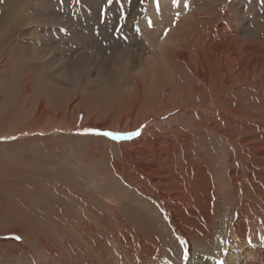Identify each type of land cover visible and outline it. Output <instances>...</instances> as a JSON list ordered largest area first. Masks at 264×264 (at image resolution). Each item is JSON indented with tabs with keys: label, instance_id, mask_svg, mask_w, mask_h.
I'll return each mask as SVG.
<instances>
[{
	"label": "rangeland",
	"instance_id": "obj_1",
	"mask_svg": "<svg viewBox=\"0 0 264 264\" xmlns=\"http://www.w3.org/2000/svg\"><path fill=\"white\" fill-rule=\"evenodd\" d=\"M9 1L0 0V264H264V72L207 86L198 67L178 64L175 45L202 30L239 45L229 33L264 59V0H131L126 18L119 0L106 17L105 0ZM246 53L223 62L236 70ZM88 128L141 134L113 140Z\"/></svg>",
	"mask_w": 264,
	"mask_h": 264
},
{
	"label": "bare ground",
	"instance_id": "obj_2",
	"mask_svg": "<svg viewBox=\"0 0 264 264\" xmlns=\"http://www.w3.org/2000/svg\"><path fill=\"white\" fill-rule=\"evenodd\" d=\"M146 1V0H145ZM150 1V0H149ZM155 1V0H154ZM153 0H152V2H154ZM165 1V0H164ZM217 1V0H216ZM238 1V0H237ZM9 2H11V0L9 1ZM30 2V1H29ZM34 2V1H33ZM147 2V1H146ZM162 2V1H161ZM181 2V1H180ZM21 4H22V2H20ZM20 3H18V4H20ZM24 3V2H23ZM151 3V2H150ZM182 3H183V1H182ZM212 3V2H211ZM218 3H220V2H218ZM2 4V3H1ZM4 5H6L5 3H3ZM2 4V5H3ZM11 4V3H10ZM130 4V3H129ZM162 4V3H161ZM161 4H159V5H161ZM164 4V3H163ZM213 4V3H212ZM215 5H216V3H214ZM1 5V6H2ZM3 5V6H4ZM210 5V4H209ZM214 5V6H215ZM218 5V4H217ZM9 7H10V5H8ZM19 6V5H18ZM28 6V5H27ZM34 6V5H33ZM44 6V5H43ZM127 6V5H126ZM155 6H156V4H155ZM162 6V5H161ZM160 6V7H161ZM169 6V4H167V7ZM261 6V5H260ZM5 7V6H4ZM20 7H22V6H20ZM20 7H18V8H20ZM24 7H25V5H24ZM35 7V6H34ZM41 7V6H40ZM6 8V7H5ZM31 8H33L32 6H31ZM57 8V7H56ZM62 8V7H61ZM128 8V7H127ZM126 8V9H127ZM163 8V7H162ZM165 8H166V5H165ZM165 8H163V9H165ZM26 9V8H25ZM24 9V10H25ZM34 9H36V8H34ZM142 9V8H141ZM174 9V8H173ZM204 9V8H203ZM216 9V8H215ZM1 10V9H0ZM23 10V11H24ZM28 10V9H27ZM204 10H207V9H204ZM213 10V9H212ZM5 13H4V15H6V16H10V15H12L11 13L13 12L12 10H7V11H5V9L3 10ZM123 11V10H122ZM125 11V10H124ZM201 11H203V10H201ZM1 12H2V10H1ZM150 12V11H149ZM205 12V11H204ZM207 12V11H206ZM14 13V12H13ZM26 13V12H25ZM24 13V14H25ZM29 13V12H28ZM31 13V12H30ZM124 13H126V12H124ZM212 13V12H211ZM214 13H216V11L214 12ZM22 14V13H21ZM35 14V13H34ZM185 14V13H184ZM189 14V13H188ZM187 14V15H188ZM191 14H192V12H191ZM191 14H189V15H191ZM193 14H195V12L193 13ZM197 14V13H196ZM210 14V13H209ZM30 15V14H29ZM32 15H33V13H32ZM139 15V14H138ZM137 15V16H138ZM206 15V14H205ZM213 15V14H212ZM216 15H217V13H216ZM35 16V15H34ZM136 16V17H137ZM186 16V15H185ZM192 16V15H191ZM2 17V16H1ZM38 17L39 16H37V19H38ZM188 17V16H187ZM200 17V16H199ZM208 17L209 16H205L204 17V19L205 20H207L208 19ZM29 18V17H28ZM31 18V17H30ZM33 18H35V17H33ZM191 18H193V17H191ZM213 18V17H212ZM36 19V18H35ZM36 19V20H37ZM40 19V18H39ZM42 19H43V17H42ZM135 19V18H134ZM145 19V18H144ZM148 19V18H147ZM190 19V18H189ZM188 18L185 20L186 22H188V21H190L191 20V22H192V19H190L189 20ZM195 19V18H194ZM194 19H193V21H194ZM211 19V18H210ZM214 19V18H213ZM19 20V19H18ZM26 20V19H25ZM149 20V19H148ZM151 20V19H150ZM152 20H153V18H152ZM151 20V21H152ZM195 20H197V18L195 19ZM202 20V19H201ZM4 21V20H3ZM2 21V22H3ZM12 21H14V20H12ZM23 21H24V19H23ZM28 21V20H27ZM34 21V20H33ZM32 21V22H33ZM39 21H41L42 22V20H39ZM55 21V20H54ZM133 21V20H132ZM145 21V20H144ZM143 21V23H145ZM210 21V20H209ZM18 22H20V21H18ZM44 22V21H43ZM124 22V21H123ZM125 22H126V20H125ZM124 22V23H125ZM128 22H129V19H128ZM190 22V23H191ZM39 23V22H38ZM182 23V22H181ZM189 23V24H190ZM220 23V22H219ZM16 24V23H15ZM22 24H23V22H22ZM41 24V23H40ZM130 24V23H129ZM183 24V23H182ZM192 24V23H191ZM190 24V25H191ZM197 23H195V25H196ZM3 25H5V24H3ZM144 25V24H143ZM142 25V26H143ZM146 25V24H145ZM177 25V24H176ZM180 25V24H179ZM185 25V24H184ZM184 25H182V26H184ZM7 26V25H6ZM9 26H10V24H9ZM9 26H7V27H9ZM24 26H26V25H24ZM140 26H141V24H140ZM187 26V25H186ZM202 26H203V24H202ZM4 27V26H3ZM126 27H128V26H126ZM125 27V28H126ZM144 27V26H143ZM142 27V28H143ZM170 27V26H169ZM175 27V26H174ZM178 27V26H177ZM176 27V28H177ZM180 27V26H179ZM193 28H194V26H192ZM15 28H17V26L15 27ZM25 28V27H24ZM139 28V27H138ZM172 27H170V28H168V29H171ZM181 28V27H180ZM184 28V27H183ZM196 28V27H195ZM202 28V27H201ZM221 28H223L222 26H221ZM8 29V28H7ZM178 29V28H177ZM182 29V28H181ZM187 29H189V28H187ZM260 29V28H259ZM5 30V29H4ZM27 30V29H26ZM127 30V29H126ZM143 30V29H142ZM191 29H189V31H190ZM261 30V29H260ZM11 31V30H10ZM16 31H18V30H16ZM15 31V32H16ZM24 31V30H23ZM128 31H129V29H128ZM141 31V30H140ZM181 31H183V29L181 30ZM188 31V30H187ZM186 31V32H187ZM208 31V30H207ZM134 32V31H133ZM146 32V31H145ZM191 32V31H190ZM189 32V33H190ZM193 32V31H192ZM198 32V31H197ZM197 32L196 33H194L193 32V34H185V32H184V37H183V41H184V43H183V41H181L183 44H176L175 43V45L178 47L177 48V53H178V55H177V58H178V60H179V63L178 64H184V65H188L189 64V66L191 65V66H195V70H196V68L198 67L199 68V70L197 71V73H198V76L197 77H199V76H201L200 78L201 79H203V81L206 83V85L207 86H210V84H207L211 79H214V83H216L217 82V80H218V78L220 77V74L221 75H226V74H228V75H226V76H228L229 78H231V74H233L236 78H241V79H239V80H242V77H252V76H260V74L262 75L263 74V72H264V59H263V57H260V56H262V55H260V56H255V57H253L252 56V54L251 53H253V51L252 52H248V49H249V44L246 46V48L244 47L245 45L243 44V42H244V38H242L243 39V42L242 41H240L239 39L237 40L236 39V37H234V38H232L231 36H229V33L227 34V36H228V39L227 40H229V41H238V43H239V45H233L234 47H229L228 46V44L226 43V44H219V42H216L215 41V39H219L218 37L219 36H216V38H213V39H209V37L208 38H205L203 35H204V32H205V30H202L201 31V33H202V35H201V33H198L197 34ZM219 32V31H218ZM218 32H217V34H218ZM9 33V32H8ZM7 33V34H8ZM20 33V32H19ZM24 33H25V31H24ZM140 33V32H139ZM143 33V32H142ZM174 33V32H173ZM183 33V32H182ZM209 33V32H208ZM10 34V33H9ZM13 34V33H12ZM15 34V33H14ZM31 34H33V33H31ZM39 34V33H38ZM42 33H40L39 35H41ZM138 34V33H137ZM168 34V33H167ZM181 34V33H180ZM256 34V33H255ZM5 35V34H4ZM145 35V34H144ZM148 35V34H147ZM149 35L151 36V34L149 33ZM5 36H7V35H5ZM4 36V37H5ZM23 36V35H22ZM45 36V35H44ZM43 36V37H44ZM136 36H138V35H136ZM142 36V35H141ZM198 36H200V37H198ZM208 36V35H207ZM3 37V38H4ZM26 37V36H25ZM28 37V36H27ZM34 37V36H33ZM51 37V36H50ZM126 37V36H125ZM168 37V36H167ZM7 39L9 38V37H6ZM17 38H19V37H17ZM41 38H42V36H41ZM129 38V37H128ZM141 38V37H140ZM143 38V37H142ZM149 38H151V37H149ZM163 38V37H162ZM170 38H171V36H170ZM247 38H249V36L247 37ZM132 39V38H131ZM139 39V38H138ZM164 39H165V43H167V42H169L170 43V41H172V39H170V40H168L167 38H166V36L164 37ZM221 39V38H220ZM241 39V40H242ZM251 39V38H250ZM15 40V39H14ZM20 40V39H19ZM27 40V39H26ZM41 40H43V39H41ZM46 40H47V38H46ZM45 40V41H46ZM60 40V39H59ZM133 40V39H132ZM141 40V39H140ZM163 40V39H162ZM248 40V39H247ZM8 41H9V39H8ZM31 41V40H30ZM34 41V40H33ZM44 41V40H43ZM49 41V40H48ZM143 41H144V39H143ZM174 41V40H173ZM188 42L187 44H189L190 42H192V41H195V47H192V46H189V47H192V48H188L187 46H186V43L185 42ZM5 42V41H4ZM24 42H26V41H24ZM27 42H29V41H27ZM26 42V43H27ZM127 42H128V40H127ZM147 42V41H146ZM159 42V41H158ZM175 42H176V40H175ZM180 42V43H181ZM214 42V43H213ZM245 42H248V41H245ZM6 43H8V42H6ZM31 45H32V42H29ZM38 43V42H37ZM163 43V42H162ZM223 43H225V42H223ZM21 44V43H20ZM28 44V43H27ZM125 44H126V42H125ZM156 44V43H155ZM154 44V45H155ZM157 44H160V43H157ZM194 44V43H193ZM12 45V44H11ZM10 45V46H11ZM17 45H19V43L17 44ZM148 45V44H147ZM161 45V44H160ZM163 45V44H162ZM172 45H174V44H172ZM174 45V46H175ZM190 45H192V44H190ZM250 45H251V43H250ZM24 46V45H23ZM35 46V45H34ZM36 46H38V45H36ZM5 47V46H4ZM7 47H8V45H7ZM16 47V46H15ZM25 47V46H24ZM126 47V46H125ZM147 48H148V46H146ZM159 47V46H158ZM150 48V47H149ZM153 48V47H152ZM152 48H151V50H152ZM160 48V47H159ZM167 48V47H166ZM194 48V49H193ZM19 49H20V47H19ZM18 49V50H19ZM33 49V48H32ZM145 49V48H144ZM22 50H23V48H22ZM54 50V49H53ZM142 50V49H141ZM153 50H154V48H153ZM167 50V49H166ZM24 51V50H23ZM146 51V50H145ZM163 51H165V49L163 50ZM162 51V52H163ZM264 51V50H263ZM262 51V52H263ZM18 52V51H17ZM53 52V51H52ZM155 52H156V50H155ZM154 52V53H155ZM247 52V53H246ZM13 53V52H12ZM42 53V52H41ZM128 53V52H127ZM148 53V52H147ZM188 53V54H187ZM191 53H195L194 54V57L196 56V62H192V60H190V58L188 57V55H190ZM244 53H246V54H249V57L247 58V59H243V60H241V64L239 65V67L238 68H236V70H233V67L231 66V69H230V67L228 68V66H226L225 64H224V62H223V60H224V58H226V61H227V59L230 61V60H234V61H238V57H240L241 56V54H244ZM22 54V53H21ZM26 54V53H25ZM36 54H38V53H36ZM76 54V53H75ZM152 54V53H151ZM156 54H157V52H156ZM28 55V54H27ZM123 55V54H122ZM129 55V54H128ZM149 55H150V53H149ZM4 56V55H3ZM2 56V57H3ZM18 56V55H17ZM130 56V55H129ZM165 56V55H164ZM225 56V57H224ZM224 57V58H223ZM17 58V57H16ZM26 59H29V58H27V56L25 57ZM39 58V57H38ZM38 58H36V59H38ZM51 58V57H50ZM11 59V58H10ZM13 60L15 59V58H12ZM23 59V58H22ZM35 59V58H34ZM44 59V58H43ZM134 59V58H133ZM142 59V58H141ZM4 60V59H3ZM2 60V61H3ZM19 60V59H18ZM17 60V61H18ZM33 60V59H32ZM39 60V59H38ZM46 60V59H45ZM53 60V59H52ZM194 60V61H195ZM240 60V59H239ZM1 61V62H2ZM20 61H21V58H20ZM72 61V60H71ZM74 61V60H73ZM141 61V60H140ZM145 61V60H144ZM144 61H143V63H144ZM10 62V61H9ZM14 62H16V59H15V61ZM13 62V63H14ZM46 62V61H45ZM51 62V61H50ZM121 62V61H120ZM228 62V61H227ZM3 63V62H2ZM19 62H17L16 64H18ZM52 63V62H51ZM50 63V64H51ZM152 63V62H151ZM196 63V64H195ZM199 63V65L198 66H196L197 64ZM75 64V63H74ZM137 64V63H136ZM171 64V63H170ZM173 64V63H172ZM203 64H205L204 66L206 67H209V68H211V70H209L207 67V69H208V71H204V69H203ZM232 64H233V62H232ZM236 64V63H235ZM234 64V65H235ZM46 65V64H45ZM66 65H68V64H66ZM70 65V64H69ZM77 65V64H76ZM119 65V64H118ZM121 65V64H120ZM175 65V64H174ZM5 66V65H4ZM10 66H12L11 64H10ZM78 66V65H77ZM77 66H75V67H77ZM144 66V65H143ZM180 66V65H179ZM230 66V65H229ZM32 67V66H31ZM61 67V66H60ZM73 67V66H72ZM124 67V66H123ZM122 67V68H123ZM1 68V67H0ZM63 68V67H62ZM74 68V67H73ZM146 68V67H145ZM35 69V68H34ZM79 69H81V68H79ZM117 69V68H116ZM126 68H124V70H125ZM128 69V68H127ZM193 69V68H192ZM227 69H229V70H231V72L229 71V70H227ZM5 70V69H4ZM29 70V69H28ZM38 71V69H35V71ZM40 70V69H39ZM58 70V69H57ZM121 70V69H120ZM129 70V69H128ZM161 70V69H160ZM68 71V70H67ZM78 71V70H77ZM114 71V70H113ZM127 71V70H126ZM2 72V71H1ZM10 72V71H9ZM44 72H45V70H44ZM64 72H66V70L64 71ZM71 72V71H70ZM70 72H69V74H70ZM102 72V71H101ZM162 72V71H161ZM34 73V72H33ZM32 73V74H33ZM67 73V72H66ZM72 73V75H73V72H71ZM127 73V72H126ZM180 73V72H179ZM191 73V72H190ZM210 73V74H209ZM230 73V74H229ZM165 74V73H164ZM24 75V74H23ZM26 75V74H25ZM27 75H29V74H27ZM82 75V74H81ZM80 75V76H81ZM30 76V75H29ZM34 76V75H33ZM41 76V75H40ZM156 76H159V75H157L156 74ZM179 76V75H178ZM10 77V76H9ZM21 77V76H20ZM27 77V76H26ZM38 77V76H37ZM42 77V76H41ZM40 77V78H41ZM75 77H76V74H75ZM77 77H79V75L77 76ZM160 77V76H159ZM234 77V78H235ZM18 78V77H17ZM22 78H23V76H22ZM69 78V77H68ZM81 78V77H80ZM79 78V79H80ZM223 78V77H222ZM47 79V78H46ZM73 79V78H72ZM75 79V78H74ZM101 79V78H100ZM199 79V78H198ZM245 79V78H244ZM248 79V78H247ZM20 80H21V78H20ZM30 80H33V79H30ZM67 80V79H66ZM69 80V79H68ZM78 80V79H77ZM231 80V79H230ZM251 80V79H250ZM44 81V80H43ZM43 81H42V83H43ZM201 81V80H200ZM243 81V80H242ZM248 81V80H247ZM30 82V81H29ZM48 82V81H47ZM46 82V83H47ZM60 82V81H59ZM71 82H73V81H71ZM77 82V81H76ZM100 82V81H99ZM229 83H231V82H233V80H231V81H228ZM235 82V81H234ZM81 83V82H80ZM84 82H82V84H83ZM94 83V82H93ZM117 83V82H116ZM228 83V84H229ZM31 84V83H30ZM87 84V83H86ZM90 84H92V83H90ZM89 83H88V85H90ZM211 84H212V81H211ZM238 84V83H237ZM84 85V84H83ZM231 85L232 84H230L229 86L231 87ZM236 85V84H235ZM228 86V87H229ZM26 87V86H25ZM29 87V86H28ZM84 87V86H83ZM120 87V86H119ZM199 87V86H198ZM228 87H226V88H228ZM233 88H234V86H232ZM236 87V86H235ZM122 88V87H121ZM141 88H142V86H141ZM106 89V88H105ZM109 89H110V87H109ZM119 89V88H118ZM217 89V88H216ZM235 89V88H234ZM122 90V89H121ZM138 90V89H137ZM135 91V90H134ZM18 92V91H17ZM107 92H109L108 91V89H107ZM1 93V92H0ZM22 93V92H21ZM231 94V93H230ZM113 95V94H112ZM217 96V95H216ZM231 97V96H230ZM15 101V100H14ZM129 103V102H128ZM127 103V104H128ZM133 103H135V102H133ZM125 104V103H124ZM121 105V104H120ZM138 107H141V105L140 106H138ZM136 109V108H135ZM138 109V108H137ZM15 111V110H14ZM2 115V114H1ZM26 115V114H25ZM149 115V114H148ZM9 116V115H8ZM62 116V115H61ZM125 116V115H124ZM133 116V115H132ZM59 117V116H58ZM38 119V118H37ZM40 119V118H39ZM47 119H48V117H47ZM50 119H51V117H50ZM53 119V118H52ZM138 120V119H137ZM140 120V119H139ZM40 121V120H39ZM54 121V120H53ZM43 122V121H42ZM46 122V121H45ZM48 122V121H47ZM120 122V121H119ZM127 122V121H126ZM5 123V122H4ZM33 123V122H32ZM123 123H125V122H123ZM133 123V122H132ZM140 123V122H139ZM11 124H13V123H11ZM38 124V123H37ZM126 125V124H125ZM124 125V126H125ZM138 125V124H137ZM126 126H128V125H126ZM33 127V126H32ZM38 127V126H37ZM129 127V126H128ZM134 127V126H133ZM137 127V126H136ZM30 128V127H29ZM60 128V127H59ZM5 129H6V127H5ZM118 129V128H117ZM122 129V128H121ZM124 130H127V129H122V131H124ZM8 131V130H7ZM29 133V132H28ZM134 141V140H133ZM142 141V140H141ZM144 141V140H143ZM181 141V140H180ZM135 142V141H134ZM136 142H138V141H136ZM116 143V142H115ZM123 143V142H122ZM132 143V142H131ZM130 144V143H129ZM10 145V144H9ZM5 159V158H4ZM3 159V160H4ZM2 160V159H1ZM153 163V162H152ZM166 163V162H165ZM148 164V163H147ZM158 165V164H157ZM144 167V166H143ZM3 174V173H2ZM211 175V174H210ZM170 178V177H169ZM2 179V178H1ZM233 179V178H232ZM166 181V180H165ZM174 181V180H173ZM154 183V182H153ZM158 185V184H157ZM178 186V185H177ZM185 186V185H184ZM161 189V188H160ZM165 189V188H164ZM163 190V189H162ZM157 191V190H156ZM8 196V195H7ZM164 196V195H163ZM167 197V196H166ZM185 197V196H184ZM4 199V198H3ZM1 200V199H0ZM5 200H7V199H5ZM0 203H2V201H0ZM9 204V203H8ZM5 205V204H4ZM10 206V205H9ZM6 208V207H5ZM10 208V207H9ZM8 208V209H9ZM1 209V208H0ZM2 212V211H1ZM4 213H5V211H4ZM3 216V215H2ZM1 225V224H0ZM1 227V226H0ZM12 228V227H11ZM3 231V230H2ZM2 231H0V233L2 232ZM4 232V231H3ZM2 232V233H3ZM13 232V231H12ZM1 233V234H2ZM210 241V240H209ZM14 242V241H13ZM3 244V243H2ZM8 250V249H7ZM10 251V250H9ZM14 254V253H13ZM157 254V253H156ZM4 255V254H3ZM8 261H9V259H8ZM215 261V260H214ZM5 263V262H4ZM7 263V262H6Z\"/></svg>",
	"mask_w": 264,
	"mask_h": 264
},
{
	"label": "snow or ice",
	"instance_id": "obj_3",
	"mask_svg": "<svg viewBox=\"0 0 264 264\" xmlns=\"http://www.w3.org/2000/svg\"><path fill=\"white\" fill-rule=\"evenodd\" d=\"M77 2H79V0H77ZM116 2V0H105V7L102 9L103 13L106 17L108 11L110 10L111 5ZM131 0H119L118 3V10H120L122 12V14L125 16H127V13H123V9L126 6V3H130ZM140 4L143 5V3L145 2V0H139ZM174 3H176L178 6L180 4V0H173ZM183 6L185 8L190 7V4L188 2V0H183ZM156 7L159 8V0H156ZM179 15V14H177ZM146 27H154L153 23L151 21H146ZM124 25H121L120 29H115L114 31H116L117 33H119L122 29H123ZM137 32H140V29L137 28L136 29ZM164 35H167V31H165ZM125 39H127V37H125ZM84 134H94V135H98V136H104V137H109L112 138L113 140H118V139H130L133 136H139L141 134V130L137 129L134 132H128V133H118V132H112V131H102L99 129H93V128H88V129H84L83 130ZM7 137H4V139H6ZM264 238V237H262ZM16 239H21V237L17 236ZM182 244H186V241H181ZM183 258L185 261H189L190 259V250L188 247L184 248V255ZM220 264H225L224 260H220Z\"/></svg>",
	"mask_w": 264,
	"mask_h": 264
}]
</instances>
